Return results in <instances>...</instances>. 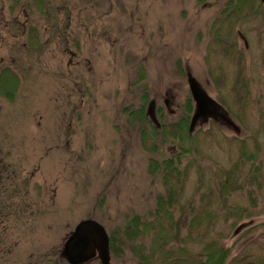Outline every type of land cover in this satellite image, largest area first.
<instances>
[{"label": "rangeland", "instance_id": "374dc122", "mask_svg": "<svg viewBox=\"0 0 264 264\" xmlns=\"http://www.w3.org/2000/svg\"><path fill=\"white\" fill-rule=\"evenodd\" d=\"M226 1L0 0V73L8 68L2 76L18 77L10 91L0 85V131L24 153V169L21 163L11 174L31 179L24 199L36 203L19 219L5 215L9 232L0 235V264H69L62 246L83 218L112 234L108 264H137L134 245L144 250L138 241L154 232L125 244L121 226L132 214L148 217L162 187L148 172V153L123 108L140 105L146 86L149 115L158 106L172 120L191 94L189 80L204 103L197 114L190 95L196 119L192 138L183 142L190 151L174 211L192 201L189 216H198L203 201L213 235L231 257L242 249L258 253L264 240V0H243L229 17L221 13ZM18 199L9 197L8 204ZM200 232L193 224L185 233L191 235L184 251L199 252ZM181 247L175 243L171 251ZM82 264L101 262L95 256Z\"/></svg>", "mask_w": 264, "mask_h": 264}, {"label": "trees", "instance_id": "16d2710c", "mask_svg": "<svg viewBox=\"0 0 264 264\" xmlns=\"http://www.w3.org/2000/svg\"><path fill=\"white\" fill-rule=\"evenodd\" d=\"M196 1L203 2L205 0ZM242 1L227 0L221 13L225 16L227 15V17L235 14L241 8ZM6 69L9 72L8 68H3V70ZM177 69V72L182 74L180 67H177ZM1 73V86L6 84L8 91L16 87L17 83L15 81L18 77L15 72L14 74L12 73L13 77L2 76L3 74ZM143 79L144 72L142 70L137 80L140 82ZM146 89V86H143V90H141L143 92L140 95L141 104L135 109L125 106L123 112L126 115L127 124L132 127L136 125L139 131L140 145L148 153V172L158 178L162 191L157 193L156 204L153 210L147 213L148 217L132 214L125 219L121 226L124 235H122V242L130 244L135 237L145 239L143 238V234L148 229L154 232L153 236L146 242L138 241L145 248L144 250L143 248H139L140 246L134 245L133 249L137 253L138 258L137 264H152L154 260H158L160 263H167L168 259L175 258H177L176 261L179 264H264L263 239L258 240V253H246L242 249L231 257L230 250L221 243L222 241L219 240L217 235H213L210 218L204 213L205 207L203 201L201 213L198 216H189L193 213V208H195L192 201H187L184 205L179 204L178 212L175 213L174 206L178 202L177 199L183 188V180L186 173L185 166H182V163L184 162L186 152L190 151L187 150L183 142L190 140L193 134L189 129L190 120L193 115L191 94L188 93L185 96L181 105V112L172 120L167 121L164 117L165 113L158 106L155 107L153 118L148 114L146 109L148 106ZM168 146L172 148V151L169 153L165 152ZM201 185L199 183L197 189ZM185 209L190 211V213ZM193 224L201 226V232L197 237L201 246L197 253L184 251L185 248H183L186 240L191 235L190 233H185L189 231ZM183 228L186 229V232L181 234V229ZM112 239L113 236L110 234V249L113 250ZM143 243H147L148 246H144ZM175 243L182 245V249H180L178 254L171 251Z\"/></svg>", "mask_w": 264, "mask_h": 264}, {"label": "water", "instance_id": "95a60500", "mask_svg": "<svg viewBox=\"0 0 264 264\" xmlns=\"http://www.w3.org/2000/svg\"><path fill=\"white\" fill-rule=\"evenodd\" d=\"M189 85L192 98L197 103V114H200L203 110V97L192 80H189ZM147 112L149 114L148 110ZM150 117H154V111ZM195 119L196 114L193 113L190 127ZM243 226L244 224H240L234 233H237ZM61 253L69 264H82L95 256L102 264H108L110 259L109 238L104 226L92 218L79 220L64 241Z\"/></svg>", "mask_w": 264, "mask_h": 264}, {"label": "flooded vegetation", "instance_id": "af4514ba", "mask_svg": "<svg viewBox=\"0 0 264 264\" xmlns=\"http://www.w3.org/2000/svg\"><path fill=\"white\" fill-rule=\"evenodd\" d=\"M13 141L14 138L9 137V133L7 131H0V235L7 234L9 232L8 218L5 219V215H14L16 216V219H19L20 215L22 216L24 214L23 211L25 208L29 207V210H31L36 204L35 200L24 199L25 195L23 192H26V189L28 190L27 187H29L31 179L23 176L22 171L17 170L18 173L16 175H22L23 177L12 180L16 175L13 176L11 172L14 173L15 168L21 163H23L21 165L24 169V163L26 160L24 153L17 147V140ZM13 154L15 155L13 156ZM7 157L10 159H7ZM9 180H12L10 182L13 183H9ZM31 186L34 190L39 189V185L36 183H33ZM17 196L22 197V200L18 199L16 202H10L8 204L9 197ZM34 209L36 210L37 208ZM14 245H16L15 242L13 243V246Z\"/></svg>", "mask_w": 264, "mask_h": 264}]
</instances>
